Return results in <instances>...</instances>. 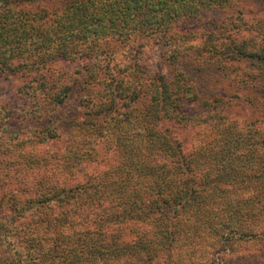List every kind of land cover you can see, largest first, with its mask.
Masks as SVG:
<instances>
[{
    "label": "trees",
    "instance_id": "trees-1",
    "mask_svg": "<svg viewBox=\"0 0 264 264\" xmlns=\"http://www.w3.org/2000/svg\"><path fill=\"white\" fill-rule=\"evenodd\" d=\"M0 3V66L26 78L27 124L0 133L18 157L15 180L0 169V264L31 249L36 264H264V0ZM159 38L167 78L132 55ZM76 61L77 77L55 69ZM78 89L85 112L63 118Z\"/></svg>",
    "mask_w": 264,
    "mask_h": 264
},
{
    "label": "rangeland",
    "instance_id": "rangeland-1",
    "mask_svg": "<svg viewBox=\"0 0 264 264\" xmlns=\"http://www.w3.org/2000/svg\"><path fill=\"white\" fill-rule=\"evenodd\" d=\"M52 4H53L52 1H50V2H44L42 4H36V5L38 7L41 6V7H46L47 9H52L53 8ZM251 4L252 3H247V6H248L247 10L253 11L255 15L251 14L250 16L247 15L245 18H243L244 21L246 20L247 22H249L248 24H254L256 20L258 19V17L261 16L260 14L262 12V11L260 12L261 9L259 7H256V6L254 7ZM0 6H2V3H0ZM32 7L34 9L36 8V6H32ZM32 7L30 6L28 9L32 10ZM215 18L219 20V19H222L223 16H219ZM216 24H219L218 21ZM231 25H232L231 22H229L228 23L229 28L231 27ZM193 29H195V27H193ZM241 33L247 35L249 38L254 37V39L255 38L257 39V35L259 34V32H255V31L254 33H252L250 30L242 31ZM193 34L195 33L193 32L192 35ZM143 42H146V41H143ZM115 46L117 47H116V50L113 52L114 62H112V64L117 63L122 66H127L129 63V57H130L128 46H125V45L123 46V44L121 45L117 44ZM170 49L171 47L166 45L163 39L159 38V39H156V41L153 40V42L150 41L149 43H145V45L142 46L141 49H136L132 51V55L135 56L134 59L136 58L139 59V61L143 65V69H145V71H147L148 74H157V75H161L167 78V76L170 75V70H169V66L167 63V57L170 54ZM101 63H102L103 68L104 67L106 68L108 65L107 60H104V58H102ZM81 64L82 62L80 61H76L70 64L61 63V64H57L55 69H59L58 71H62V72L65 71L67 72V74H71L74 77L75 71L80 69ZM51 68H54V66L51 65ZM22 76L23 74H19V72L18 73L10 72L9 70L5 68V66H0V123H1L0 133H2L4 130L2 129L3 128L2 123H5V122H8L9 125L11 126L10 127L11 130L14 131L15 134H18L20 137L22 136L20 135L22 130L27 127L26 126L27 124L25 123L23 116L21 115V110L23 112V109H22L23 102L20 100L21 99L20 96L18 97L16 96V92H18V88H20L21 85L26 81V78L25 77L23 78ZM81 92H82L81 89L74 90L73 92L74 94L72 95L70 102H67L65 106L63 107L65 108L64 112L62 113L63 118L70 116L71 111H73V109H75L77 106H80L78 110H80L81 112H85V109H83L85 108V101H84L85 99L84 100L82 99L83 98L82 96H85V95ZM229 92L231 94L235 93L232 89H229ZM68 112L70 115H67ZM174 128L175 129H170V130L172 131V135L174 136L176 140L178 141L185 140L186 142L190 140V136H189V133H191L190 131H188L187 129L183 131V130L178 129L177 127H174ZM54 146H58V148H61L63 147V143L61 141H56ZM15 159L16 158L14 156H11L9 154L0 155V169H2L4 172H8L9 178H13V180H15L16 174L15 172H13L11 168L7 166L8 164L5 165V161L12 163L15 161ZM16 160L18 161V157ZM1 186L2 185H0V198L2 197V195L8 196L7 194H5V192H7L9 189L7 190L6 189L7 187H1ZM14 186H17V185H14ZM81 238H78V236L74 232L71 244L72 243L79 244V242H81L80 241ZM46 239H47L46 236L41 237L42 243H45ZM49 244L51 245V243ZM32 250L33 249H31V251L29 252V249L25 248L24 246L23 253H25L26 251L30 253V254L28 253L29 257L27 258L25 264H36V260H34V258H36L35 257L36 252H33ZM22 260H24V258Z\"/></svg>",
    "mask_w": 264,
    "mask_h": 264
}]
</instances>
